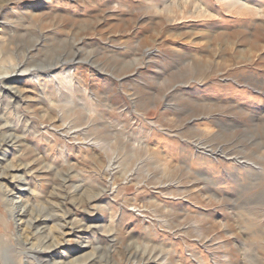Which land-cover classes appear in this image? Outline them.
Returning <instances> with one entry per match:
<instances>
[{
    "label": "rangeland",
    "instance_id": "obj_1",
    "mask_svg": "<svg viewBox=\"0 0 264 264\" xmlns=\"http://www.w3.org/2000/svg\"><path fill=\"white\" fill-rule=\"evenodd\" d=\"M0 70L28 264H264V0H0Z\"/></svg>",
    "mask_w": 264,
    "mask_h": 264
},
{
    "label": "bare ground",
    "instance_id": "obj_2",
    "mask_svg": "<svg viewBox=\"0 0 264 264\" xmlns=\"http://www.w3.org/2000/svg\"><path fill=\"white\" fill-rule=\"evenodd\" d=\"M172 5L176 6L174 3H172L170 6L168 7L166 6V7L168 9L174 8ZM246 9H247L246 7L243 8V10H246ZM198 12L201 13L203 11L200 9L198 10ZM24 62L25 61H20L18 64L20 65V63L22 64ZM9 79H10V76L7 75V72H3L2 70H0V83H2L1 86L14 92V95L21 96L22 91L20 92V90L16 89L14 86H11L9 84ZM4 116H5L4 114L0 115V149L4 145H13L19 142L18 141L19 136L11 132L12 129L7 124L8 119ZM35 159L36 158L32 159V161H35ZM29 163H26L24 165V168L26 170L31 168ZM39 164L41 165V162ZM17 167L18 165H15L13 162H10V163L8 162L4 164L0 163V205L4 208V212H0V217L4 218L5 220L4 222L6 223L7 227H8L7 224L10 223V226H12L11 229L16 232V236H14L16 240L19 239L22 241V243L29 244L30 246L29 254L30 255L27 256V259H24L22 256L20 257V260H19L20 263L28 264L29 261L34 259L35 257H38V258L41 257V254L39 252H41L43 249H49L53 245L59 244L60 239L72 235L74 232L73 231L74 222L72 221V219L69 220L67 215L62 214V218H63L62 225H59L58 230H57L58 237L57 235L56 236L52 235L51 231L49 230L46 231L42 229L41 227H39L40 223H37V220L38 218H40L41 215H38V214L33 215L32 212L33 210H35L33 209V206L31 207V205H29L27 201L21 198V195H18L14 191L13 187L11 188L7 184V181H6L7 178L10 177V178L17 179L16 178L17 176L15 174ZM43 167L48 168V166L42 164L41 168ZM60 177H61V180H60L61 185L68 184L73 179V176L71 175L70 171H66ZM112 189L113 188H111V190ZM33 192L34 190H32L31 193ZM69 197L71 196H68V194H65L63 199H68ZM46 206L48 207L47 204ZM63 226H66V229H64L65 227L63 228ZM78 227H79L78 230L80 231L84 229L82 225H78ZM37 239H39V244L35 243L36 241H38ZM11 250L14 252L16 251L12 238L0 233V264H14L16 261H18L19 254L13 255V252ZM6 254L8 256V258L6 256L7 260L5 258ZM149 260H150L149 258H145V259L140 258L139 261H141V263L143 264V263L148 262ZM50 264H56V263L52 262Z\"/></svg>",
    "mask_w": 264,
    "mask_h": 264
}]
</instances>
